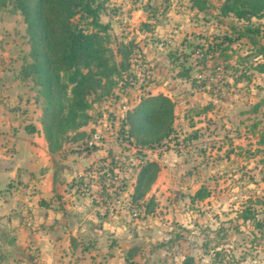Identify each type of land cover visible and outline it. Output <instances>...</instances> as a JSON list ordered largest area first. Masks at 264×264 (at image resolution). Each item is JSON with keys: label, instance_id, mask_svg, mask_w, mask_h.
<instances>
[{"label": "rangeland", "instance_id": "1", "mask_svg": "<svg viewBox=\"0 0 264 264\" xmlns=\"http://www.w3.org/2000/svg\"><path fill=\"white\" fill-rule=\"evenodd\" d=\"M10 1L0 0V264H105L108 254V264H264V15L236 17L226 0H102L106 44L126 67L87 93L85 120L37 154L23 182L25 123L47 141ZM156 93L172 103L168 134L140 140L127 114ZM150 160L154 178L134 199ZM65 203L85 206L68 220L77 225L60 222ZM18 226L30 239L6 245L22 239Z\"/></svg>", "mask_w": 264, "mask_h": 264}, {"label": "trees", "instance_id": "2", "mask_svg": "<svg viewBox=\"0 0 264 264\" xmlns=\"http://www.w3.org/2000/svg\"><path fill=\"white\" fill-rule=\"evenodd\" d=\"M101 1L11 0L9 3L12 12L18 11L25 24L29 49L19 70L22 77L28 75L37 86L42 101L39 121L49 151L60 147L59 136L64 130L85 120L87 93L103 87L106 80L126 67L123 64L126 58L116 63L106 44L108 23L98 19ZM196 2L203 6L202 0ZM3 5L0 2V8ZM221 9L239 18L264 15V0H226ZM258 52L264 55V44ZM171 105L170 98L162 93L141 98L127 114L129 132L144 141L168 134ZM25 128L29 132L36 130L30 123H25ZM156 169L157 164L151 160L140 167L134 199L144 194ZM199 191L200 188L196 189L194 194ZM202 195L204 192L199 196Z\"/></svg>", "mask_w": 264, "mask_h": 264}, {"label": "crops", "instance_id": "3", "mask_svg": "<svg viewBox=\"0 0 264 264\" xmlns=\"http://www.w3.org/2000/svg\"><path fill=\"white\" fill-rule=\"evenodd\" d=\"M34 125V124H33ZM35 127H36V129H38L39 128V125H34ZM38 133H41V132H38ZM38 133H36V136H37V134ZM41 136H37V138L35 137V135L33 134V132H30V133H27V136H29L28 138H30V140L28 139L27 140V143H26V141H25V143H24V150L27 152L28 151V153H30L29 155H30V157H28L27 155H26V153H25V155L27 156L26 157V159H25V162H23L24 160L23 159H21V160H16V163H15V167H17V166H21V168H22V170H23V172L21 173V176H20V179L21 180H23V182H25L27 179L25 178V176H24V173L25 172H27V178L29 177V175L30 174H28V172L30 173V171L31 170H33V168H34V162H33V160H34V158H35V156L37 155V154H39V153H41V151H43V150H45L46 152L48 151L47 150V145H46V142L44 141V139H43V137H42V134H40ZM39 138H41V140L39 139ZM13 150L14 151H16V148L15 147H13ZM14 153V152H13ZM48 156H46V159H47V164H48ZM20 161V162H19ZM17 162H19V163H17ZM22 162V163H21ZM47 166V165H46ZM11 167V166H10ZM16 169V168H15ZM47 178V177H46ZM9 180H10V178H9ZM8 180V181H9ZM52 180V179H51ZM7 181V182H8ZM52 186H54L53 184H52ZM52 186H51V188H52ZM4 187V186H3ZM2 187V188H3ZM2 188L0 187V190H2ZM56 190V189H55ZM57 191V190H56ZM57 192H59V193H62L63 194V192L64 191H62V189H59ZM61 198H64V197H61ZM64 206H65V208H68L67 209V213H68V216L69 217H67L66 215H62L61 217H60V222H61V220H63L62 222H64V225H68L69 223H70V225L73 223V226L74 225H77V223L75 224L73 221H68V220H71L70 218H74V215L76 214L77 216H76V218H77V220L79 221V220H81L80 218H79V215H82L83 216V214L85 213V211H86V208H85V206H81L80 204L79 205H77V204H74V205H68L67 203H65L64 204ZM71 206V207H70ZM73 220H75V219H73ZM88 222H91V221H88ZM98 223L100 222V221H97ZM16 229H18V231L17 232H23L22 233V239L19 241L17 238H14V244H15V240H16V242H17V244H20V243H22V242H26V241H28L30 238H29V231L27 230L28 229V227L26 226H18V228H16ZM13 237H14V235H12ZM35 236H37V234L35 235ZM8 238V237H7ZM7 240V239H6ZM7 245V244H6ZM47 250H49V249H47ZM102 255H104V254H102ZM101 255V256H102ZM47 256H48V254H47ZM113 255L112 254H108V255H105L104 257H103V259H102V263H105V264H108V262H110V259H113ZM65 256H56V255H50V256H48V259L47 260H44V262H45V264H63L62 262L65 260ZM98 261H100V259H96V263L95 264H99L98 263Z\"/></svg>", "mask_w": 264, "mask_h": 264}, {"label": "water", "instance_id": "4", "mask_svg": "<svg viewBox=\"0 0 264 264\" xmlns=\"http://www.w3.org/2000/svg\"><path fill=\"white\" fill-rule=\"evenodd\" d=\"M7 245H14V237L12 235L8 236L6 240Z\"/></svg>", "mask_w": 264, "mask_h": 264}, {"label": "built area", "instance_id": "5", "mask_svg": "<svg viewBox=\"0 0 264 264\" xmlns=\"http://www.w3.org/2000/svg\"><path fill=\"white\" fill-rule=\"evenodd\" d=\"M94 137H97V134L96 133L94 134Z\"/></svg>", "mask_w": 264, "mask_h": 264}]
</instances>
